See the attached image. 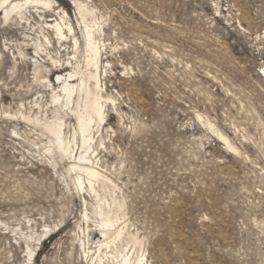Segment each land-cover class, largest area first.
Here are the masks:
<instances>
[{
  "label": "rangeland",
  "instance_id": "374dc122",
  "mask_svg": "<svg viewBox=\"0 0 264 264\" xmlns=\"http://www.w3.org/2000/svg\"><path fill=\"white\" fill-rule=\"evenodd\" d=\"M16 1L0 0V264H264V0H53L6 18ZM75 2L93 11L106 111L90 193L44 130L76 132L52 99L61 73L90 69ZM59 12L79 53L47 24ZM106 216L123 235L98 252Z\"/></svg>",
  "mask_w": 264,
  "mask_h": 264
},
{
  "label": "bare ground",
  "instance_id": "6f19581e",
  "mask_svg": "<svg viewBox=\"0 0 264 264\" xmlns=\"http://www.w3.org/2000/svg\"><path fill=\"white\" fill-rule=\"evenodd\" d=\"M8 1L9 0H4L2 5H6ZM26 6H34L35 8L43 6L53 12L57 11L55 9V2L53 0L16 1L11 2L7 7H5L7 8L6 18H9V16L13 13L20 14L22 9ZM75 7L84 28V47L88 55V57H86L87 67L90 69L89 71L87 70V74L80 70L69 72L68 76H65V78H63L61 73V76L59 75V82L61 85H63L62 89L60 90L61 93L58 91V93H55L54 91L55 95L52 99L53 103L60 107V109L72 108L71 112L75 121L77 122L76 132L75 135L72 136L73 139L68 141L66 139L67 132L64 128L66 123L62 121L61 117H57L52 122L46 123L44 130L48 134L50 141L49 143L52 145V148L56 150V152H59L58 154H60L62 158L68 157V159H74L72 165H69V167L70 172L75 173L76 175L75 184L77 185V188L81 190L85 189V187L89 188L90 193L95 191L93 182L101 178V174L92 166V154H90V151L93 149L92 144L95 139L94 127L105 122L106 111L100 86L101 59L99 58L101 56V52L95 42V30L93 31L92 27L93 11L80 2H75ZM58 14L62 22H59L57 19L56 25H54L52 21H48L47 24L50 23L51 28L55 31L59 40H63V38L67 39L68 36L74 34L72 35V40L74 41V46L77 48L76 52L79 53L78 50H80L81 44L77 38V35L75 34V28L72 24L67 22V18L64 15H62L60 12ZM91 68L94 69V72L91 71ZM68 132L70 133V131ZM74 153L76 154L75 156ZM118 222L119 219L117 218H113L111 216L103 217L102 223H100L101 225L99 226V231L104 237V240L99 242L98 245L100 250H98V252H101L102 248H106L105 250H108V248L112 249L111 246L116 245V242L122 238V229L116 227ZM35 252L36 250H33L29 254V260L31 264H34L33 257ZM105 257L110 258L107 255ZM120 258L121 261H119L117 264H132L129 254H122V252H120ZM144 259V257L139 258L134 264H144ZM98 260L99 264H106L108 262H103L101 257Z\"/></svg>",
  "mask_w": 264,
  "mask_h": 264
}]
</instances>
